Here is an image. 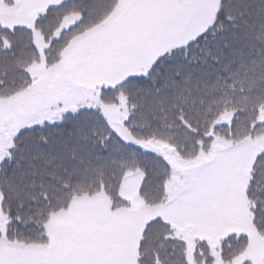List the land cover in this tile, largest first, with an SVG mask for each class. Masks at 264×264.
<instances>
[{"label": "snow or ice", "instance_id": "1", "mask_svg": "<svg viewBox=\"0 0 264 264\" xmlns=\"http://www.w3.org/2000/svg\"><path fill=\"white\" fill-rule=\"evenodd\" d=\"M0 264H264V0H0Z\"/></svg>", "mask_w": 264, "mask_h": 264}]
</instances>
